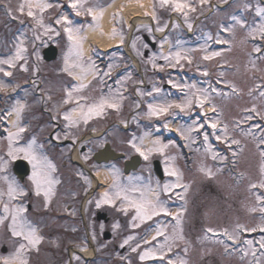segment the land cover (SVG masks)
Listing matches in <instances>:
<instances>
[{"label": "flooded vegetation", "instance_id": "flooded-vegetation-1", "mask_svg": "<svg viewBox=\"0 0 264 264\" xmlns=\"http://www.w3.org/2000/svg\"><path fill=\"white\" fill-rule=\"evenodd\" d=\"M100 1L102 0H96L95 4ZM213 2L215 11L209 10ZM192 3L197 10L190 12L185 20L181 14L169 8H161L159 0H151L157 19L144 18L136 21L135 24L118 26L123 39L120 47L105 53L97 51L90 57V61L76 62L83 65L82 68L70 69L71 72L81 70V77L88 78L84 83L87 87L73 94L74 97L77 94H79L77 97H85L80 101L81 104L94 102L100 95H108L110 90L113 94L119 90L123 95L120 107L122 109H119V114H110L112 113L110 112L101 117L92 118L87 124L81 121L76 126L67 127L63 114L76 105L74 103L63 105L62 98L66 97L64 92L67 91V87L73 88L79 84L74 76L68 75V72L52 68L43 70L37 68L34 76L35 85L29 87L27 91L31 100H23L24 109L17 120V124L25 131L20 134V138L14 142L13 146L26 147L34 140L38 154L47 157L55 165V171L51 173V176L59 182L54 185V195L50 203L45 206L44 196L35 195L29 179L32 175V165L23 158L21 153L17 159H12L10 170L13 176L12 181L20 185L27 195L18 196L9 202L7 190L2 188L1 193L4 195L0 197L2 201L0 216L5 215L4 203H9L10 208L24 207L27 211L22 214L23 217L43 237L38 251L31 250L26 253L28 264H111L112 262L129 264L117 255V253H123L127 246L121 247L119 241L123 236L132 235L133 232L137 235L146 233L145 236H147L149 230L145 227L147 224L149 226L150 222L142 223L139 227H131L130 216L133 211L130 210L128 214L119 211V201L115 207L107 204L96 206V201L100 199L104 191L110 190V185L115 179L110 171L113 167L118 169L119 182L122 185L127 186L130 179H133L134 182H138L137 188L143 189L150 185L152 189L159 191L161 201L173 198L175 190L164 193L162 188L174 177L168 176L164 169L162 180L155 176L152 162L159 158L157 153H153L148 160H145L131 147L129 141L135 137V142L139 144V138L145 137L146 133L162 132L169 141L174 142L176 134L164 125L177 115L178 109H171L168 115H162L159 118L138 115L136 112L146 109L152 103H164L163 98L151 100V95L155 97L160 94L165 95V102H173L180 89L173 88L168 83L169 80L177 84L196 83L203 89L211 83L210 70L206 66H196L193 59L195 56L199 58L200 53L184 50L192 57L193 62L188 64L182 60L175 67H169L167 62L160 58L161 55L176 52L175 45L178 40L186 42L189 46L199 45L203 40L215 39L217 34L220 36L225 34L227 15L235 6V0H227V2L207 0L204 5H200L199 0H192ZM160 27L164 30L158 31ZM166 35L169 37L168 46L171 51L162 52L161 44ZM64 37L62 31V41ZM56 46L58 49L56 56L48 61L51 65L69 56L63 53L62 49L61 52L59 51L57 43ZM67 47L69 45L64 50H68ZM86 56L89 57V55ZM153 57L156 58L157 65L164 66L163 71L152 67ZM92 62L95 63L98 72L90 68ZM109 65L114 67L109 76H104L103 73L109 71ZM204 71L209 74L202 75ZM129 76L130 78H127ZM47 80L58 81L56 87L62 89L61 105L52 111L44 109V101L47 105H51L48 101L50 91L45 88ZM154 87L159 88L160 91L155 92ZM150 92L151 95H148ZM33 103L42 111L38 120L33 111ZM124 109L127 110L126 114H123ZM16 130L15 127L13 132ZM149 146L150 144L144 147ZM98 150H105L100 159L95 158ZM85 155L88 156L87 160L84 159ZM126 161H131L127 164L128 171L124 170ZM100 169H104L110 176V179L103 184L97 176ZM157 182H159V188H157ZM170 209L169 207L168 210ZM160 217L161 215L153 217L152 222H158ZM10 224V215L4 224H0V256H8L21 242L18 238L12 237L8 227ZM114 225L119 227L114 228Z\"/></svg>", "mask_w": 264, "mask_h": 264}, {"label": "rangeland", "instance_id": "rangeland-1", "mask_svg": "<svg viewBox=\"0 0 264 264\" xmlns=\"http://www.w3.org/2000/svg\"><path fill=\"white\" fill-rule=\"evenodd\" d=\"M95 1L96 0H87L85 7L99 8L109 0H102L100 3L96 4ZM22 2L23 0H0V59H8L14 56L17 46L21 45V42H23V47L27 49L24 53L26 59L18 61L15 68L9 69L7 65H0V67H4L6 71L12 72V76L10 77H5L3 73H0V80L10 85L6 92H0V96H8L10 91L19 84L20 80L26 83L29 78V80L35 79L34 76L37 68L41 70L49 68L55 70L59 69L67 73L64 71L66 67V57L57 61L54 65L42 60L41 49L49 43H57L59 51L61 52L62 49L63 53L69 55L67 56L69 64L78 62L76 57L72 58V55L69 53L70 42L66 34H64V30H62L64 29V25L55 23L56 19L61 15H68L69 19L73 21L74 27H81V33L84 27L93 23L92 18L86 13L77 16L75 11L68 7L69 0H48L53 7L47 9L42 14L43 23L46 26L51 25L55 31L45 35L44 29L37 26L36 21L26 15L27 10H25V14L23 15L17 11L18 5ZM235 2L237 6L243 1L235 0ZM241 5L242 4H240V6ZM246 5L247 7H245V5L241 6L245 10L240 8V12L236 14L229 12V18L224 28L231 27L232 30L230 32L225 31L224 40H227L228 43L225 45L227 46L225 49L220 50L221 55L212 60H203L202 57L197 58V56L193 58L195 59L196 66H206L208 70H211L214 79L223 84V86L219 88L212 86L208 89L211 97V104L216 107V112L208 115V119L211 120L218 116L220 124L217 129V134H221L220 129L227 126L230 139L239 140L240 143L238 145H230V141L229 143H224L216 140L215 137L211 135L213 130L207 126L199 133L195 131L191 133L194 142L190 143L183 139L180 145L176 143V145L173 146L174 144L171 143L173 145L165 150L168 153V155L165 153V156L175 158L171 161V164L181 174V183L188 187L186 193L182 188H179V190L174 189L175 194L173 198L170 200L164 199L163 202L167 209L169 207L171 208L168 211L174 215L176 213H182L180 228L182 229L184 238L183 240H176L172 243L171 252H167V249L164 250L166 253L164 260L154 259L141 261L139 255L142 251L147 248L155 249L157 245L164 242L163 236L158 237L156 240H152V237L156 234L157 228H163L165 230V235H172L173 229L176 228V220L173 216L161 214L158 222H152L153 219L146 221L145 223L150 222V225L148 226L147 224V227H145V229L149 230L147 233L148 237L145 236L146 233L137 235L133 232L132 235L123 236L119 241V243L122 244L129 236L133 237L127 244L125 251L123 253H117L118 256L120 255L121 259L126 260L129 264H167L168 260H172L174 264H179L181 259L185 260L187 264H199L201 259L206 256L211 257V262L208 261V264H215V262L216 264H264V249L260 248L259 243L264 240V232L259 231V226L264 223V220H262V215L264 214L260 213L259 207L264 206V204L257 201V196H264V188L251 187L252 184L258 185L261 181H264V174L261 172V165L264 164V157L261 156V151H264V144H260V139L264 136V119L256 115V113L246 111V109H251L255 106L261 115L264 116V97L260 96V92L264 91V50L260 53L254 52L253 48L255 46L262 47V43L258 42V37L252 39L248 35V31L251 27L258 26L262 20H264V14L257 15L258 9H264V2L261 1L260 3L258 0L252 2V4ZM210 9L215 11L216 7L210 5ZM223 14L225 15V13ZM38 15L40 14L38 13ZM115 16H117L120 22L118 23L114 19V28L116 29L117 36H119L121 30L117 25L127 26V24H125L124 16L120 11L116 12ZM233 17L245 22V27L242 28ZM80 18L82 19L81 22ZM62 31L63 35H65L63 41ZM56 32H59V35H56ZM37 35L40 36L39 40L36 39ZM84 42L85 39L82 42L83 50ZM200 44L196 45V49H199V51H204L206 54H208V51L209 53L214 52L215 48H209L206 40ZM67 45H69V47H67L68 50H64ZM92 47L93 49L91 48L89 51L90 53L98 50L96 46L92 45ZM190 48L192 49V47ZM36 52L39 53V59H37ZM195 53H197V51ZM86 54L83 55L82 59L79 61L80 63L87 60L90 61V57L86 56ZM21 65H24L28 70H21ZM82 67L83 65L75 68L80 69ZM80 71H72V76L81 77L82 73ZM57 84L58 81L54 82L47 80L45 82V88L50 91L48 101L51 104L49 106L47 102L44 101V109L47 111L55 110L61 103L63 104V101L61 102L60 99L62 97V89L56 87ZM33 85H35V83H33ZM180 85H187V83L183 82L180 83ZM195 85L197 88L203 89L202 86L198 84ZM232 86H235L236 91H233ZM212 88H215L217 91L212 92ZM71 89V87H67V90ZM177 92L180 93L181 96L173 101L180 102L184 98L187 89ZM64 94H66V92H64ZM78 95L79 94H77L76 97ZM14 97L7 98L3 106L2 104L0 105V119H7L6 109L13 110L17 102L22 104L24 99L31 100L27 90L17 94L15 99ZM65 98L66 97H63L62 100ZM150 98L151 100H161L163 98L162 101L165 102L164 98L166 97L160 94L156 95V97L155 95H151ZM91 103L93 102L88 104ZM194 108V112L188 111L190 113L188 116L187 114H180L182 115V120L178 123V127H187L191 125L194 120L198 122L203 121L204 117L200 115L199 108L193 107L192 109ZM124 110L125 113L123 114H126L127 110ZM33 111L36 114V120H38V116L42 114V111L40 108L36 107L34 103ZM108 113L119 114L120 111L107 109L104 115ZM147 113L148 106L146 109H141L136 112L138 115H147ZM249 115L253 117L251 120L246 119ZM172 120L176 122L177 118L174 116ZM17 122L14 120L10 121L6 128H9L12 132ZM221 123L223 126H221ZM256 125H260V127H256ZM203 132L210 133L209 139L215 142L213 145L210 144L211 151L205 150L206 145L203 139ZM147 134L148 135L145 137L147 140L144 139L143 142L145 147L148 144H150L149 147H151V141L153 140H160L158 136L152 135L150 132ZM7 136L8 135L0 136V158H2L0 159V167L4 169L0 171V193L2 188L8 190V183L12 182L13 179L10 170L12 158L7 154ZM199 138H202L201 146L198 140ZM160 142L162 143L161 140ZM218 145L221 147L220 149L222 152L217 154L223 156V160L219 158L214 160L212 158V154L216 153L214 151L218 150L216 148ZM183 151H186L187 155H189V163H185ZM157 156L165 162V156H161L159 153H157ZM209 170L212 173L211 176L207 175ZM109 178L110 177H108V179ZM175 180L176 178L174 177V179L169 182L174 183ZM127 186L138 187L139 185L137 181L134 182L133 179H130ZM177 193L182 194L183 198L177 195ZM135 195L138 196L139 193ZM252 208H256L257 211H251ZM133 215L134 212L130 216L131 227ZM136 223L139 222L137 221ZM237 225H243L245 228H256L257 230L244 231L243 229H238ZM208 228H212L215 234L207 232L206 230ZM225 229H227L230 234H237L238 240L236 242L229 240L228 237L223 234ZM146 239L151 241V243L145 244L144 241ZM246 241H252L251 246H249ZM137 244H139L140 247L137 248V251L133 252L132 248L136 247ZM185 248H187V252L184 251ZM253 251H255V255H252ZM245 253H247V255H245ZM111 264L114 263L112 262Z\"/></svg>", "mask_w": 264, "mask_h": 264}, {"label": "snow or ice", "instance_id": "snow-or-ice-1", "mask_svg": "<svg viewBox=\"0 0 264 264\" xmlns=\"http://www.w3.org/2000/svg\"><path fill=\"white\" fill-rule=\"evenodd\" d=\"M227 2V0H225ZM207 3V0H199L200 5H204ZM87 4V0H69L68 7L73 9L75 11V14L77 16H80L84 13H86L88 16L92 18L93 24H90L89 27L92 28H99L100 25L98 21L103 16V9L97 10L96 7H85ZM159 5L161 8H169L171 11L181 14L185 20L188 18V14L190 12H195L197 9L192 3V0H159ZM58 6V5H57ZM53 5L48 2V0H23L22 3L18 5L17 11L20 14H25L33 20L36 21L37 26L44 29V34L48 35L55 31L51 27V25H45L43 23V17L42 14L47 10L52 8ZM143 7V5H141ZM247 7V5H245ZM38 13L40 15H38ZM149 13H145V15H148ZM264 14V9H258L257 15ZM153 19H157L155 12L151 13ZM234 20L237 21L238 24L243 28L245 27V22L237 20L236 17H233ZM56 24H62L64 25V32L67 34V38L70 42V48L69 53L71 55H74L76 57V60L79 61L83 57V45L82 42L85 39L80 33H81V27H74L73 21L69 19L68 15H61L58 19L55 21ZM166 27V25H165ZM191 27V25H189ZM158 31H163V27H160L157 29ZM225 31H231V27L225 28ZM112 36H116L117 32L116 29H112ZM56 35H59V32H56ZM249 37L252 39H256L257 37L264 40V20L258 25L251 27L248 31ZM211 38V37H210ZM36 39L39 40L40 36L37 35ZM123 42V39H121V43ZM217 44H226L228 43L227 40H222L219 37L216 38L215 41ZM133 47H135V42H133ZM147 47V45H145ZM262 49L260 46H255L253 48V51L256 53H260ZM27 51L25 47H23V42H21V45L17 46L16 52L14 56L9 57L8 59H0V65H7L9 69L15 68L17 65V62L20 60H25L26 57L24 56V53ZM37 56V59H39V53H35ZM221 55L220 52H212L205 54L202 59L203 60H212L213 58ZM164 61L167 62V65L169 67H175L176 65H179L181 61H186L188 64H191L193 62L192 57L185 51H176V52H170L168 55H161L160 57ZM155 57L152 58V67L157 68L161 71L164 70V66L157 65L155 63ZM73 67H81V64L79 63H68V57L66 56V67L64 71L68 72L69 75H72L70 69ZM109 71L104 72V76H109L111 73V69L114 67L113 65H109ZM90 68L93 70H96L98 72V69H96V65L94 62L90 63ZM21 70L27 71L28 69L21 65ZM0 73H3L5 77L12 76L11 71H6L4 67H0ZM209 73L207 71H204L202 75L207 76ZM127 78H130L127 77ZM126 78V79H127ZM169 84L173 88H178L181 91L184 89H187V92L184 94V98L180 102H164L162 104H149L148 105V117H157L159 118L162 115H168L169 111L171 109H178L180 112L187 113L189 110H191L193 107L199 108L200 115L204 117L202 122H198L196 120L193 121L191 125H188L187 127L180 126L176 129V132L181 136V138L191 142H194L193 137L191 136L192 132H201L202 129H204L206 126L213 131L211 132V135L215 137L216 140L238 145L240 142L236 139H230L228 136V130L227 126H224L223 129H220L221 134H217V129L219 127L220 121L218 116L216 118H213L211 120L208 119L207 113L204 112V108L206 104H211V97L208 89H199L196 87L195 84L192 85H180L177 84L171 80L168 81ZM10 87L9 84L5 83L3 80H0V92H6L8 88ZM87 85L81 83L77 86H74L71 90L66 91V98L63 100V104H72L74 103L76 106L70 108L69 110L65 111L63 114V119L67 121V127H72L78 125L81 121L84 124H87L89 120H91L94 117H101L104 115L105 111L107 109H112L115 111H119L121 107V100L123 99L122 93L119 92V90L113 94L110 90L108 95H101L98 100L94 101L91 104H81L80 101L84 100L85 97L79 96L74 97L73 93H79L81 90H83ZM233 91H236L235 86H232ZM155 92H159L160 89L154 87L153 89ZM212 92H216L217 90L215 88L211 89ZM143 95V93H141ZM148 95H151V93H148ZM260 96L264 97V91L260 92ZM50 99V97H49ZM24 105L17 102V105L14 107L13 111L16 113L17 117L19 118L20 113L23 111ZM212 112H216V107L212 106L211 108ZM246 111L250 113H256V115L261 116L262 119H264V116L261 115V113L256 109L255 106H253L251 109H246ZM253 117L251 115L247 116L246 119L251 120ZM17 130L15 132H8V156L11 157L13 160L17 159L19 154H23V158L27 160L32 165V175L29 177V179L32 182L35 195L40 196L41 194L44 196L45 200V206H47L48 203L51 201V197L54 195V185L58 183L59 181L54 180L51 176V173L55 171V165H53L45 156H42L38 154L36 147H35V141L33 140L30 142L26 147H14V142L18 141L20 138V134L25 131L23 127H20L18 124L15 125ZM165 128H168V124L166 123L164 125ZM256 127H260V125H256ZM203 139L204 143L206 145L205 150L211 151V145L209 142V135L208 132H203ZM148 134L146 133L145 136ZM59 138V137H57ZM65 139H67V135H65ZM140 143L137 144L136 138L133 137L131 141H129L131 147L135 149L137 153H139L140 156H142L145 160H148L149 157L153 153H159L161 156H165V150L169 147L168 144H162L159 139L151 141V147L145 148L143 145L145 137H140ZM260 144H264V136L260 139ZM229 145V146H230ZM261 156L264 157V151H261ZM212 158L215 159H221L223 160V156H219L217 153L212 154ZM2 159V158H0ZM84 159L87 160L88 156L85 155ZM174 157H166L165 156V172L168 176L175 177L176 180L174 183H165L163 185L162 191L164 193H170L176 188H182L184 192H187V185L181 183L182 176L179 173L175 167L172 166L171 161L174 160ZM3 167H0V171H3ZM111 174L115 177L113 183L110 185V190H106L101 195L100 199L96 201V206L100 207L102 204H107L110 206H117V201H119V207L118 210L122 211L125 214H128V212L131 210L134 212V215L132 216V227H139L140 224L145 223L146 221L152 220L153 217L159 216L161 214L166 216H173V218L176 220V228L173 229L172 235H165V230L163 228H157L156 234L152 237V240H156L158 237L163 236L164 242L157 245V248H147L144 251H142L139 255V259L141 261L145 260H164L165 259V249H167V252L172 251V243L176 240H183L182 235V229L180 228V220L182 213H176L175 215L168 211L167 207L165 206L164 202L160 200V192L152 189L151 186H145L143 189L137 188L135 186H124L119 182V171L115 167H113L111 170ZM261 172L264 174V164L261 165ZM207 175L211 176L212 173L209 170L207 172ZM7 179V178H5ZM159 182H157V188H159ZM252 188L260 187L264 188V181H261L260 184H252ZM136 193H139V195H135ZM4 194L0 193V197H2ZM7 195L9 197V202L13 199H16L18 196H26L27 192L18 185L15 181L8 183V190ZM177 195L182 197V194L177 193ZM257 201L264 204V196H257ZM2 202V201H0ZM27 209L24 207L19 208H10L9 203L3 204V212L5 215L0 216V224H4V221L9 218V215L11 217V224L8 226L11 235L14 238H18L19 241H21L18 244V247L15 249L14 252L10 253L8 256H0V264H28V259L26 256V253L31 250L38 251V246L41 244L43 237L38 234V231L35 227H33L24 217L23 213L26 212ZM251 211L255 212L257 211L256 208H252ZM260 213L264 214V206L259 207ZM262 220H264V215H262ZM139 223H136V222ZM103 227V226H101ZM115 227H119V225H114ZM238 229H243L244 231H256V228H245L243 225H237ZM207 232L214 233V230L212 228H208L206 230ZM259 231L264 232V223H262L259 226ZM215 234V233H214ZM224 235L228 237L229 240H232L233 242H236L238 240L237 234H230L228 233L227 229L224 230ZM95 237H93L94 239ZM133 237L129 236L126 238L123 243L120 245L121 247H124L129 243L130 240H132ZM145 244H150L151 241L145 240ZM246 243L251 246L252 241H246ZM260 243V248L264 249V240H262ZM140 245L137 244L136 247L132 248V251H137V248H139ZM187 252V248L184 250ZM247 255V253H245ZM252 255H255V251L252 252ZM76 259H79V257H76ZM167 264H174L172 260H168ZM179 264H187V262L183 259L179 261Z\"/></svg>", "mask_w": 264, "mask_h": 264}, {"label": "bare ground", "instance_id": "bare-ground-1", "mask_svg": "<svg viewBox=\"0 0 264 264\" xmlns=\"http://www.w3.org/2000/svg\"><path fill=\"white\" fill-rule=\"evenodd\" d=\"M143 5V7H141ZM103 9V16L98 21L100 27H89L90 23L84 27L81 35L85 37L84 53H88L92 45L97 46L100 49H110L121 44L120 36H112V29L115 26L114 15L116 12H121L126 22H131L142 18L145 13L151 14L152 7L150 0H110L106 4L97 8V10ZM167 46V41L163 43V50ZM79 82L85 81L86 78L76 76ZM212 106L206 105V110H211ZM8 121H13L15 113L12 110L8 111ZM147 140V139H146ZM147 143V142H146ZM101 183H105L108 179L107 172L104 169H100L97 173ZM101 184V188L103 185Z\"/></svg>", "mask_w": 264, "mask_h": 264}, {"label": "water", "instance_id": "water-1", "mask_svg": "<svg viewBox=\"0 0 264 264\" xmlns=\"http://www.w3.org/2000/svg\"><path fill=\"white\" fill-rule=\"evenodd\" d=\"M55 52H56V47L54 45H48L45 48H43L42 50V55L43 58L46 60H49L51 58H53L55 56ZM104 152V150H101L100 152H98L95 157L99 158V156H101V154ZM156 170L158 172H160L159 167L156 166Z\"/></svg>", "mask_w": 264, "mask_h": 264}, {"label": "trees", "instance_id": "trees-1", "mask_svg": "<svg viewBox=\"0 0 264 264\" xmlns=\"http://www.w3.org/2000/svg\"><path fill=\"white\" fill-rule=\"evenodd\" d=\"M208 261L211 262V257L206 256L203 259H201L199 264H208ZM215 264H216V262H215Z\"/></svg>", "mask_w": 264, "mask_h": 264}]
</instances>
